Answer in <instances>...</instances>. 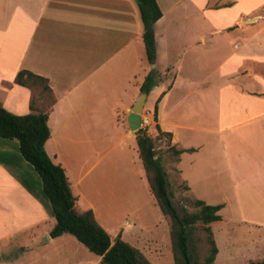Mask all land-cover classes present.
<instances>
[{
    "label": "crops",
    "instance_id": "0c3cea01",
    "mask_svg": "<svg viewBox=\"0 0 264 264\" xmlns=\"http://www.w3.org/2000/svg\"><path fill=\"white\" fill-rule=\"evenodd\" d=\"M155 1L161 15L152 24L155 59L149 64L135 0H0V106L17 115L46 111L43 148L63 168L75 208L91 209L95 217L103 205L117 221L114 231L128 215L139 232L152 224L162 234L152 240L156 262L144 254L147 239L132 245L151 264H173L165 219L125 127L153 67L157 76L143 107L149 99L152 126L169 132V146L180 150L165 169L171 202L172 193L184 191L221 204L219 219L209 223L214 264L224 212L248 234L245 250L264 255V0ZM22 69L46 79L51 104L13 81ZM107 188L122 194L106 200ZM140 200L151 205L152 217L124 210ZM46 205L17 140L0 138V257L13 246L25 248L18 238H30L41 223L51 228ZM50 228L40 231L44 241L51 240ZM30 248L0 264H13Z\"/></svg>",
    "mask_w": 264,
    "mask_h": 264
},
{
    "label": "trees",
    "instance_id": "16d2710c",
    "mask_svg": "<svg viewBox=\"0 0 264 264\" xmlns=\"http://www.w3.org/2000/svg\"><path fill=\"white\" fill-rule=\"evenodd\" d=\"M135 3L143 27L145 57L149 64H153L155 42L152 24L159 18L161 12L155 0H135ZM155 76L157 72L151 67L144 75L139 91L147 93L154 84ZM13 81L31 89L40 87L39 91L46 94L48 103L53 102L45 78L22 69L16 72ZM33 97L34 95L29 100L31 110L34 109ZM155 113L156 103L152 108L154 118ZM46 119L47 112L44 110L17 115L0 106V138L17 140L18 151L37 174L41 194L47 202V212L54 218L48 236L53 238L62 233L70 234L89 252L96 255L100 264H151L139 249L123 240L119 234L111 240L109 234L96 221L91 209L75 208V196L70 191L63 168L53 163L43 148L49 136ZM155 130L158 134L170 137L169 132L160 131L157 125ZM135 142L149 192L161 214L169 221V242L173 264H195L191 260L188 240L197 222L202 225L208 245L207 253L204 254L200 264H214L217 249L209 223L219 219L217 210L221 204L210 205L200 199H193L191 204L195 210L189 212L184 210L182 215H179L171 202V195L167 190L166 172L160 158L155 155L152 139L138 129L135 131ZM173 152L177 155L180 150L173 148ZM249 264H264V258L250 261Z\"/></svg>",
    "mask_w": 264,
    "mask_h": 264
},
{
    "label": "rangeland",
    "instance_id": "374dc122",
    "mask_svg": "<svg viewBox=\"0 0 264 264\" xmlns=\"http://www.w3.org/2000/svg\"><path fill=\"white\" fill-rule=\"evenodd\" d=\"M39 88H34L35 94L38 96H42L45 101H48L46 94L44 92L41 93V91H39ZM33 99H35V96L33 97ZM149 107V99H147L145 107L142 108L141 116H146L148 118L146 109H149ZM148 120L149 124L143 129H139L144 131L152 139V145L155 155L160 158L161 162L163 161L162 165L164 170L166 169L167 172H169V168L172 166V160L175 158L173 148L169 146V138L164 134H158L155 130V127L152 126L151 120L149 118ZM125 127L126 130L129 131L126 122ZM128 133L132 137H135V132L131 133L129 131ZM108 163L109 159L102 161V164L105 166L108 165ZM181 188L183 189V186H181ZM102 191L106 193V200L113 199L115 196H120L122 194L121 191H113L108 188ZM190 195L189 193H186L184 191L172 193V204L179 215H182V212L184 210L187 212L195 210L194 206L191 204V200H193L194 198L192 195V197ZM153 204L155 205V202H153ZM132 208L133 207L129 205L126 206L124 210L128 212L129 210L139 209L141 213L146 214L145 217H152L151 205L145 200H140L137 203V206L133 209ZM106 209L107 208H105L103 205H98L95 209V217H97L99 224L106 231H108L107 233L111 234L110 239L112 240L117 234H119L120 237L123 235L122 239L128 242L130 245L137 244L141 247L143 241L147 239V243H145L142 247L144 249V254L147 255L150 261L156 262V252L154 242L152 241L156 232L154 227H152V224L148 225V229L145 228L147 230L139 232L135 228V224L137 222L135 221L133 225V223H131L133 221V218L128 215L125 217V221L122 223V226H118L117 230L114 231L117 221H113V218H109L106 215ZM224 215L225 221L223 224H221L222 226L219 227L221 231L217 230V232H215L216 242L220 249L215 264H249L250 261H258L260 259H263L264 255H259V253L256 252L254 253L253 251L249 250V248L248 250H245V248L247 249L249 243V241L247 240L248 234L246 233V231H244L241 225L237 226L236 223H232L233 221L228 222L229 220H231V218H229V212H224ZM163 217L165 219V221L163 220V223L167 225L169 231V221L165 216ZM51 218L53 217L51 216ZM116 220L120 222L122 221L121 217ZM231 226H233L232 229H230ZM46 227L50 228V224H48L47 222L41 223L37 226V228H35V232L33 231L34 235L30 236V238H28L27 236L19 237V242H24V244H26L25 248L23 246H13L12 248H9L6 256H1L0 258H16L20 255V252H23L26 247L30 246L31 248L28 249L24 254H22L13 264H100L98 262L99 258L93 253L89 252L70 234L62 233L63 235L61 236V238H51V240L49 241H44L45 237L42 235L40 236V231L42 228ZM161 228L163 229L164 227ZM156 234L158 236H162L160 232H157ZM188 247L192 262L195 264H200L204 254L207 253L208 248L207 242L205 240V233L202 229L201 223L197 222L196 224H194V229L189 236ZM261 248L264 249V247ZM163 250L168 253L167 249ZM165 251H162L163 255H165Z\"/></svg>",
    "mask_w": 264,
    "mask_h": 264
},
{
    "label": "water",
    "instance_id": "95a60500",
    "mask_svg": "<svg viewBox=\"0 0 264 264\" xmlns=\"http://www.w3.org/2000/svg\"><path fill=\"white\" fill-rule=\"evenodd\" d=\"M146 93L140 92L131 106L129 107L126 116L125 121L128 125V129L131 133L135 132L140 128V115L143 108L144 100H145ZM48 236L46 235V238Z\"/></svg>",
    "mask_w": 264,
    "mask_h": 264
},
{
    "label": "built area",
    "instance_id": "2783aa9c",
    "mask_svg": "<svg viewBox=\"0 0 264 264\" xmlns=\"http://www.w3.org/2000/svg\"><path fill=\"white\" fill-rule=\"evenodd\" d=\"M139 124H140V128L143 129L144 127H146L149 124L148 118L146 116H141L140 115V122H139Z\"/></svg>",
    "mask_w": 264,
    "mask_h": 264
}]
</instances>
